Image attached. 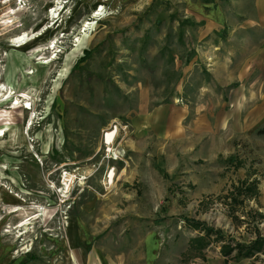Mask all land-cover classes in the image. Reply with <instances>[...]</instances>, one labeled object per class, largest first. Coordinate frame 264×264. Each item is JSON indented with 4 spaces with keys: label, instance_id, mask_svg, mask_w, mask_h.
Masks as SVG:
<instances>
[{
    "label": "rangeland",
    "instance_id": "rangeland-1",
    "mask_svg": "<svg viewBox=\"0 0 264 264\" xmlns=\"http://www.w3.org/2000/svg\"><path fill=\"white\" fill-rule=\"evenodd\" d=\"M58 1L67 4L56 29L22 53L47 48L53 39L56 49L33 58L13 52L9 40L41 31ZM256 4L264 0H0V84L14 91L0 104V132L6 133L0 137V264H105L119 256L141 264L144 251L136 246L150 229L145 224L161 229L170 222L184 226L185 219L213 230L209 236L198 231L207 247L184 252L169 243L172 230L165 227L156 264H264V248L250 258L237 251L224 257L221 250L224 244L249 246L264 238V114L245 120L247 101L234 96L244 82L219 84L212 71L220 61L241 63L248 48L264 45L262 33L243 44L230 41L235 27H246ZM220 7L227 19L214 26L205 17ZM88 22L96 24L84 32ZM40 58L56 59L41 65ZM21 93L33 98L28 109ZM209 95L215 101L221 96L226 112L221 135L230 139L214 163L199 167L220 174L222 193L199 201L173 194L174 188L165 198L152 199L142 178L127 181L124 169L132 159L141 177L151 171L148 164H158L167 178L154 132L143 156L130 157L120 145L124 176L112 193L103 190L100 170L68 201L60 200L62 170L99 164L101 134L113 122L127 127L124 139H134L135 119L148 124L142 116L171 105L184 108L182 114L199 113L216 105ZM183 121L186 125L189 118ZM184 125L176 134L183 136ZM218 142L223 143L220 137ZM176 203L183 214L172 219L166 213ZM22 222L25 235L18 228Z\"/></svg>",
    "mask_w": 264,
    "mask_h": 264
},
{
    "label": "crops",
    "instance_id": "crops-1",
    "mask_svg": "<svg viewBox=\"0 0 264 264\" xmlns=\"http://www.w3.org/2000/svg\"><path fill=\"white\" fill-rule=\"evenodd\" d=\"M256 5L251 6L252 8L255 7L256 10L252 9L250 13L252 17L247 18L246 27L244 25L235 27L230 41L235 42V40L241 39L243 44L244 40H252L251 38H255L261 33L264 35V4ZM222 9V7L218 9L212 8V11L205 17L207 22L218 26L217 22H223V19H227ZM196 11L198 12L197 9ZM257 45L256 47L254 45L253 48H248V57L241 63L225 65L222 60L223 62H218L212 70L219 84L228 85L239 82V80L244 82V85L235 92L234 96H238L240 102L247 101L246 111L243 112V114H246L245 120L254 116L253 114H264V45L259 46V43ZM228 59L231 62L235 61V58ZM242 94L243 98L241 97ZM208 97L210 102L216 103L212 108L206 105L204 111L199 110V113L182 114V112L186 113V110L179 106L163 107L155 114L146 113L141 117L142 119H148V124L136 119L132 122L134 139H124V133L122 134V141L119 144L129 153L130 157L143 156L144 151L150 150V141L155 133L160 142L158 146H155V153L158 158H161V162H165L164 169L168 173L167 178L160 174L158 164H151L152 166L148 164L147 166L151 167V171L149 174L145 173L143 177H141L140 165L136 164L133 159L132 162L126 161L127 165L124 169V171L126 170L127 181L131 180L134 184L135 181L138 182V179L142 178V181L147 183L146 192L150 193L147 196L148 198H165L170 193V190L172 192L174 188L176 190L173 191V194H183L189 199L199 201L223 192L225 183L220 174L216 171L209 172L199 167L200 163L209 162L207 165L214 163L226 147L229 146L228 140L230 139V136L221 135L224 132L223 120L224 114H226L221 105V96L216 95V101L212 95ZM238 113L240 114V112ZM184 118H189L186 125L183 123ZM181 124L184 125L182 127L183 136L176 134L178 132L176 130ZM160 128H163L162 130H165V132L160 130ZM219 137L223 143L218 142ZM155 153L153 157H155ZM132 164H134V167H131ZM121 165L123 163L120 164V181L124 176L122 175L123 167ZM173 185L175 187H172ZM131 195H135L134 191ZM176 205L179 206L177 203L172 204V207L170 206L166 213L172 219L177 215L183 214ZM145 225H149L150 229L147 230L146 236L141 238L136 246V251L138 248H143L144 251L142 257L139 258L143 259L140 260L141 264L157 263L160 249L164 245L163 241L166 242L165 234L160 233L163 229L167 228L168 230L171 228L172 234H169V236L172 239H170L169 243L184 247V252L188 251V249L192 250L194 246L199 245L201 241L204 242L206 238L203 234L198 233V231H205L195 227L193 223H187L186 219L184 226L175 222L166 223V226L161 229L159 227L153 228L152 222ZM105 264H130V261L119 256L117 259L109 258V261H106ZM193 264L198 263L195 262Z\"/></svg>",
    "mask_w": 264,
    "mask_h": 264
},
{
    "label": "built area",
    "instance_id": "built-area-1",
    "mask_svg": "<svg viewBox=\"0 0 264 264\" xmlns=\"http://www.w3.org/2000/svg\"><path fill=\"white\" fill-rule=\"evenodd\" d=\"M126 129L127 127L122 123L113 122L103 130L98 153L101 156V162L99 164L91 166L89 170H68L66 168L62 170L57 193L63 203L68 201L76 190L86 186L89 180L100 170H102L100 182L103 190L106 193H112L116 189L121 179L120 164L125 162V154L119 142L121 134Z\"/></svg>",
    "mask_w": 264,
    "mask_h": 264
},
{
    "label": "bare ground",
    "instance_id": "bare-ground-1",
    "mask_svg": "<svg viewBox=\"0 0 264 264\" xmlns=\"http://www.w3.org/2000/svg\"><path fill=\"white\" fill-rule=\"evenodd\" d=\"M65 4H67V3H64L61 1L55 2V6H54L55 8H53V9L51 8V10L48 11V13H47V16H48V19L50 22L41 31H33L32 30L31 32H23L19 35L12 37L9 40L10 47L13 48L12 51L17 52L18 55L27 54V56L29 58H33L35 55H36V57H38L41 53H43L45 51L55 50L58 42L54 41V39H53V40H51V42L48 43L49 45L47 46V48L44 46H36V47H33L29 52L22 53V51L26 47L35 43L40 38L45 37L46 34L52 32L53 30L56 29V27L58 26V23L60 21V18L62 16V13L64 12V10L66 8ZM103 11H104V9L102 8L100 10V12L98 14H96L94 17L95 18L100 17L102 15L101 13ZM95 24H96L95 22L86 23V25H85L86 28H85L84 32H88L89 30H91L92 27L95 26ZM77 42L81 43V40H78ZM48 59L47 58L46 59L40 58L39 60L36 59V61H38L39 62L38 64H41V65H49V64L53 63V61L56 58H53L51 60H48ZM28 74H33V73L31 72ZM13 94H14L13 88L11 89L10 87H7L6 85L0 84V104H1V102H7V101L11 100L12 97H14ZM18 97L20 99V102L23 103L22 107L25 109L26 108L28 109V107L26 106L27 101H30L31 103H33V98L31 96H28L26 93L18 94ZM25 97H27L28 99H24ZM14 103H15V101L13 103L11 102V104L15 105ZM20 105H22V104H20ZM29 108H31V107H29ZM12 110H15V109H12ZM5 135H6L5 132L4 133L0 132L1 138H4ZM34 217H31V219L29 221H32V220L37 218V217H35V218ZM25 224H26L25 222H22L20 224V226H18V228L23 227L24 232L21 233L22 235L27 234V231H26L27 228H26Z\"/></svg>",
    "mask_w": 264,
    "mask_h": 264
},
{
    "label": "trees",
    "instance_id": "trees-1",
    "mask_svg": "<svg viewBox=\"0 0 264 264\" xmlns=\"http://www.w3.org/2000/svg\"><path fill=\"white\" fill-rule=\"evenodd\" d=\"M196 224V223H195ZM197 226H202V224H196ZM207 236L213 234V230L206 229ZM200 249H204L207 247L206 242H199ZM264 248V238L263 237H257L253 242L249 244V246L236 243L235 246H232V244H224L222 246V255L224 257H229L234 251L238 252V255H243L245 258L254 257L257 253H260L262 249Z\"/></svg>",
    "mask_w": 264,
    "mask_h": 264
}]
</instances>
